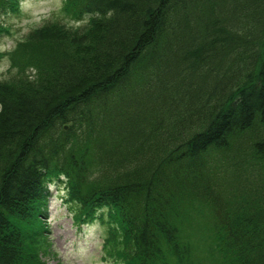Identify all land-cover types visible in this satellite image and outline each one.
<instances>
[{
  "label": "trees",
  "instance_id": "1",
  "mask_svg": "<svg viewBox=\"0 0 264 264\" xmlns=\"http://www.w3.org/2000/svg\"><path fill=\"white\" fill-rule=\"evenodd\" d=\"M61 8L0 51V264H48L60 181L115 264H264V0Z\"/></svg>",
  "mask_w": 264,
  "mask_h": 264
},
{
  "label": "rangeland",
  "instance_id": "2",
  "mask_svg": "<svg viewBox=\"0 0 264 264\" xmlns=\"http://www.w3.org/2000/svg\"><path fill=\"white\" fill-rule=\"evenodd\" d=\"M62 4L63 0H22L19 11L0 18L3 28L0 30V51L11 50L17 41L33 28L42 27L53 21H58L69 29H79L85 25L86 20L73 21L67 18L61 8ZM4 61L5 59L0 62V77L8 67ZM47 190L49 191L48 198L46 197L47 229L42 234L46 236L51 246L49 256H45L48 264H113L114 261L120 260L118 252L109 256L108 252L104 253L102 250L103 231L98 221L83 225L80 231L75 228L72 212L63 197L64 190L61 184L56 186L49 184ZM218 233H222V230ZM192 249V254L189 258L186 256L183 259V264H197L196 258L202 257L201 253L195 254V250L201 251L200 248L192 246ZM162 250H166L164 258H171L174 264H178L176 258L168 254L170 247L166 249L163 247Z\"/></svg>",
  "mask_w": 264,
  "mask_h": 264
}]
</instances>
